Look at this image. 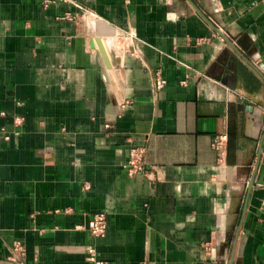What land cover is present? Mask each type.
<instances>
[{
    "label": "crops",
    "instance_id": "crops-1",
    "mask_svg": "<svg viewBox=\"0 0 264 264\" xmlns=\"http://www.w3.org/2000/svg\"><path fill=\"white\" fill-rule=\"evenodd\" d=\"M19 263L264 264V0H0V264Z\"/></svg>",
    "mask_w": 264,
    "mask_h": 264
},
{
    "label": "built area",
    "instance_id": "built-area-1",
    "mask_svg": "<svg viewBox=\"0 0 264 264\" xmlns=\"http://www.w3.org/2000/svg\"><path fill=\"white\" fill-rule=\"evenodd\" d=\"M131 35H126V40L128 41L130 39ZM120 53H124L127 50V44L126 45H121L119 48ZM107 50V48H106ZM109 54V59L111 63V58H110V52L107 50ZM167 84V79L161 74V73H156L154 77V82L153 86L155 89V92H160L164 89V87ZM253 100H257V96L254 95L252 96ZM130 103V100L127 98H122L121 101L119 102L120 107L124 108L127 104ZM9 138V136H7ZM228 141V134L226 132L220 133L219 135L216 136L214 140V147L218 150L221 151L227 144ZM143 156H144V149H133L131 151V158L128 163V167L130 168L131 171L135 170H142V162H143ZM88 229L91 231L96 236H103L107 232V215L106 213H97L93 219H91L87 225ZM92 254L94 253V250L91 248L89 250ZM19 264H24V263H19Z\"/></svg>",
    "mask_w": 264,
    "mask_h": 264
},
{
    "label": "water",
    "instance_id": "water-1",
    "mask_svg": "<svg viewBox=\"0 0 264 264\" xmlns=\"http://www.w3.org/2000/svg\"><path fill=\"white\" fill-rule=\"evenodd\" d=\"M97 43H98L99 48H100V50L104 56L106 63L110 64L109 54H108L106 47H105V45H104V43L100 37H97Z\"/></svg>",
    "mask_w": 264,
    "mask_h": 264
}]
</instances>
